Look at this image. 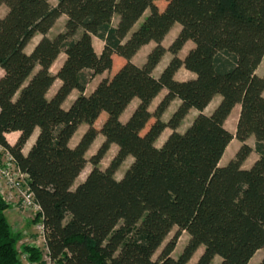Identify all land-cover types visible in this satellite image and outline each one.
<instances>
[{
  "label": "trees",
  "instance_id": "trees-1",
  "mask_svg": "<svg viewBox=\"0 0 264 264\" xmlns=\"http://www.w3.org/2000/svg\"><path fill=\"white\" fill-rule=\"evenodd\" d=\"M155 1L0 0V8H7L0 16V144L28 176L55 264H189L201 247L195 264H212L216 257L219 264H249L264 250V75L257 74L264 60V0H169L163 11ZM63 16L64 29L50 38ZM177 24L180 31L166 49L162 43ZM37 34L41 39L27 53ZM94 38L104 43L100 54ZM189 42L194 47L181 58ZM151 43L156 47L144 65L133 63ZM168 52L172 59L155 77ZM61 54L65 60L53 74ZM115 55L126 63L86 95L93 78L112 72ZM181 68L195 77L178 81ZM56 81L61 85L49 99ZM73 91L80 95L65 109ZM163 91L152 113L150 106ZM217 96L218 105L205 114ZM134 100L139 103L123 122ZM175 100L180 105L164 122ZM236 106L240 114L232 134L225 124ZM191 110L198 116L178 132ZM102 114L107 118L98 129ZM83 124L87 130L71 147ZM166 129L172 133L158 147ZM14 132L20 136L11 145L6 134ZM99 135L104 142L88 160ZM233 140L241 146L221 166ZM112 145L117 153L103 170ZM253 152L257 160L244 169ZM129 158L132 164L117 179ZM87 164L91 172L73 189ZM9 209L0 195V264H21V236L8 223ZM183 232L190 240L174 258ZM22 252L31 264L43 259L35 246L25 245Z\"/></svg>",
  "mask_w": 264,
  "mask_h": 264
},
{
  "label": "rangeland",
  "instance_id": "rangeland-1",
  "mask_svg": "<svg viewBox=\"0 0 264 264\" xmlns=\"http://www.w3.org/2000/svg\"><path fill=\"white\" fill-rule=\"evenodd\" d=\"M169 0H156L155 4L158 6L159 10L163 11L166 7V5L168 4ZM51 3L53 5H56L58 3V0H51ZM7 13V8L5 6H2L0 8V16L3 17L5 14ZM149 12H147L145 14L144 17L148 16ZM67 21V17L63 16L61 17L57 23L55 24V26L53 27V29L49 32L48 36L50 38H54L59 32H61L64 29L65 23ZM180 31V26L177 24L173 27V29L171 30V32L168 34V36L165 38V40L163 41V45L166 49H168L170 47V45L172 44V42L176 39L178 33ZM41 39V35L37 34L33 40L29 43V45L26 48V52L27 53H31L32 50L34 49V47L37 45V43L39 42V40ZM94 43L96 44V52L98 54L101 53L104 43L103 42H99L98 40H94ZM97 47H100V51L99 49H97ZM156 47L155 43H151L149 45H147L145 48H143L132 60L133 63H135L138 66H142L144 65V63L146 62V58L147 55L150 53V51ZM194 46L191 42L187 43V45L184 47V49L180 52V57L184 58L186 56V54L189 52L190 49H192ZM172 59V55L168 52L163 60L161 61V63L158 65V67L155 69L154 71V76L158 77L161 72L163 71V69L167 66V64L170 62V60ZM63 62V56H61L56 63L53 65L51 71L53 74H57L58 70L61 67V64ZM125 60H123L122 58H120L118 55L114 56V68L112 70V72H105L102 75H98L95 78H93L91 80V82L89 83V85L87 86L86 95H90L95 88L98 86V84L107 78H111V76L120 68L125 64ZM259 76H263L264 75V63L262 64V67L259 70ZM0 75H2V72L0 71ZM195 76L188 72L185 68H181L179 70V72L176 75V79L178 81H187L190 80L192 78H194ZM61 83L60 81H56V83L54 84V86L52 87V89L49 91L48 93V98L51 99L54 94L56 93V91L58 90V88L60 87ZM166 91L161 92L158 97L153 101V103L150 106V111L152 113L155 112L157 106L159 105V103L162 101V99L164 98V96L166 95ZM80 95V93L78 91H73V93L70 95V97L67 99V101L64 103L63 107L65 109L69 108V106L73 103V101ZM220 97H215L214 100L211 102V104L208 106V108L205 110V114H210L215 107L218 105L219 101H220ZM139 101L138 100H134L131 105L128 107V109L126 110V114L124 116V119L128 116L131 115L132 112L134 111V109L136 108V106L138 105ZM180 105V101L179 100H175L171 103V105L169 106V108L167 109V111L164 113V115L162 116V120L164 122H168L169 119L171 118V116L173 115V113L177 110L178 106ZM236 109L233 110L231 116L229 117V119L227 120L225 126L226 128L232 133L235 134L236 133V127H237V116L238 114H240V107L236 106ZM199 112L196 110H191L189 115L187 116V118L185 119V121L182 123L181 127L178 129V132L183 133L186 131V129L190 126V124L192 123V121L195 119L196 116H198ZM107 115L106 114H102L100 116V118L96 121L95 123V127L100 129L101 126L103 125L104 121L106 120ZM155 122V119H151V121L149 122L148 126L145 129V132L149 129V127ZM87 130V125L83 124L81 125V127L79 128V130L76 133L75 138L78 139L79 137L82 136L83 131ZM172 133V131L170 129H166L164 131V133L162 134V136L159 138V140L157 141L156 145L158 147L162 146L163 143L166 141V139L170 136V134ZM75 139V141H77ZM104 142V138L102 135H99L96 139V141L94 142V144L92 145V147L90 148V150L88 151L86 157L89 160L92 156H94L98 149L100 148V146L103 144ZM252 148L255 147V139L254 138H250L247 142ZM240 146V143L237 140H233L231 142V144L229 145L228 149L226 150L222 162H221V166H226L235 156V154L238 152V148ZM25 151V150H24ZM117 153V147L115 145H112L110 147V150L108 151V153L105 155L104 159L102 160L101 164H100V168L105 170L106 168H108L109 164L111 163V161L113 160V158L115 157ZM257 155L255 152H253L250 157L248 158V160L244 163V167H250L252 165V163L255 161ZM133 159L129 158L126 160V162L121 166V168L118 170V172L116 173V178L117 179H121L125 172L128 170L129 166L132 164ZM92 170V165L91 164H87L86 168L84 169L83 173L80 175V177L77 179V181L75 182L73 189H75L79 184H81L86 177L88 176V174L91 172ZM20 212L26 216L28 218V223L27 225L24 227L25 230H29L28 234H25V236L22 234L23 232V228L21 227V240L18 242L17 244V249L19 250V259L21 261V264H29L27 261V256H25V254L22 252V248L25 245H35L38 246V248L41 250L42 254H43V259L40 263L37 264H46V259L44 258L45 255L47 254V248H46V242L43 239V237L38 233V231L35 228V224L36 222H38V218L34 219L33 221V216L32 213H29L27 211L22 210L19 207ZM40 221V219H39ZM23 223L21 222V225ZM32 224V226H30ZM18 228V226H17ZM20 226L18 229H16L17 232H19L20 230ZM176 230H174L167 238L165 244L170 241L174 234H175ZM24 236V237H22ZM24 238V240H23ZM190 240V236L188 235L187 232H183L180 236V238L177 241V245L176 248L172 254V256L174 258H178L180 256V254L182 253L183 249L185 248V246L188 244ZM162 248L156 253L155 255V259L158 257V255L160 254ZM204 248L201 247L196 254L194 255V257L192 258V260L189 262V264H195L197 262V260L200 258L202 252H203ZM264 258V250L259 251L254 258L251 260V262L249 264H259ZM220 262V258L216 257L215 260L212 262V264H219ZM31 264V263H30Z\"/></svg>",
  "mask_w": 264,
  "mask_h": 264
},
{
  "label": "built area",
  "instance_id": "built-area-1",
  "mask_svg": "<svg viewBox=\"0 0 264 264\" xmlns=\"http://www.w3.org/2000/svg\"><path fill=\"white\" fill-rule=\"evenodd\" d=\"M0 195L9 205L14 203L22 210L32 213L33 221L42 213L41 207L35 201L34 194L30 189L28 176L17 167L14 156L1 144ZM35 228L45 240V228L42 219L36 222ZM44 258L46 264H55L51 261L48 250Z\"/></svg>",
  "mask_w": 264,
  "mask_h": 264
},
{
  "label": "crops",
  "instance_id": "crops-1",
  "mask_svg": "<svg viewBox=\"0 0 264 264\" xmlns=\"http://www.w3.org/2000/svg\"><path fill=\"white\" fill-rule=\"evenodd\" d=\"M94 40H98L97 38H94L93 39V44H94V47H95V49H96V44L94 43ZM99 42H101L100 40H98ZM146 47V46H145ZM145 47H143V48H145ZM142 48V49H143ZM97 49H99V51H100V47H97ZM141 49V50H142ZM140 50V51H141ZM61 56H63V62H64V60H65V55L64 54H61L60 56H59V58L61 57ZM58 58V59H59ZM62 62V63H63ZM56 63V62H55ZM264 63V60H263V62H262V64ZM262 64L260 65V67H259V69L257 70V74L259 73V70H260V68L262 67ZM62 65V64H61ZM1 72H2V75H0V78L3 76V71L2 70H0ZM240 107V106H239ZM240 110V109H239ZM205 112V111H204ZM125 114H126V111H125V113L121 116V120L123 121V122H126L128 119H129V117H130V115H128L125 119H124V116H125ZM238 118H239V114H238V116H237V121H238ZM84 132L85 131H83V133H82V135L84 134ZM38 134H39V129H36V131H35V133L33 134V136L31 137V139H30V141L27 143V145L25 146V148H24V150H23V152H24V154L26 155V154H28V152H29V150L31 149V147L33 146V144L35 143V140H36V138H37V136H38ZM19 136H20V133L19 132H14V133H10V134H6V139H7V141L11 144V145H14L16 142H17V140H18V138H19ZM75 136H76V134H75ZM75 136L72 138V140L70 141V146L71 147H74V146H76V144L78 143V141L80 140V138L81 137H79L78 139H76L75 138ZM75 139L77 140V141H75ZM34 140V141H33ZM29 144V145H28ZM30 146V147H29ZM241 146V145H240ZM239 146V147H240ZM239 149V148H238ZM257 158L258 157H256V159H255V161L257 160ZM254 161V162H255ZM222 162V161H221ZM254 162L252 163V165L254 164ZM220 165H221V163H220ZM252 165L250 166V167H244V165H243V168L244 169H250L251 167H252ZM6 218H7V220H8V223L10 224V226H11V228H12V230H13V232H15V233H20L21 232V227L23 228V232H22V234L25 236V234H28V232H29V230H25L24 229V227L27 225V223H28V218L26 217V216H24L21 212H20V210H19V206L18 205H15L14 203H12V204H10V209H9V211L8 212H6ZM21 222L23 223L22 225H21ZM17 226H18V228H19V226H20V231L19 232H17L16 231V229H18L17 228ZM30 226H32V224L30 225ZM21 234V233H20ZM24 236H22V237H24ZM23 240H24V238H23ZM31 246H35V245H33V244H31ZM37 248H38V246H36Z\"/></svg>",
  "mask_w": 264,
  "mask_h": 264
},
{
  "label": "bare ground",
  "instance_id": "bare-ground-1",
  "mask_svg": "<svg viewBox=\"0 0 264 264\" xmlns=\"http://www.w3.org/2000/svg\"><path fill=\"white\" fill-rule=\"evenodd\" d=\"M236 109V108H235ZM30 141V140H29ZM34 141V140H33ZM29 145V144H28ZM30 147V146H29Z\"/></svg>",
  "mask_w": 264,
  "mask_h": 264
}]
</instances>
